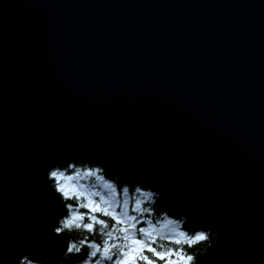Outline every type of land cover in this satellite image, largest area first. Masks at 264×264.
Segmentation results:
<instances>
[{"label":"water","instance_id":"1","mask_svg":"<svg viewBox=\"0 0 264 264\" xmlns=\"http://www.w3.org/2000/svg\"><path fill=\"white\" fill-rule=\"evenodd\" d=\"M75 161L264 264V0H0V264L67 251Z\"/></svg>","mask_w":264,"mask_h":264},{"label":"trees","instance_id":"2","mask_svg":"<svg viewBox=\"0 0 264 264\" xmlns=\"http://www.w3.org/2000/svg\"><path fill=\"white\" fill-rule=\"evenodd\" d=\"M55 172H59V174L54 177L53 173ZM77 173L86 175L85 179H91L88 184L90 189L94 187V180L96 181L99 177L109 183L112 186L114 194L119 199V201H127L129 203L131 207L129 212L133 217H135L133 221L134 224L137 225L129 227L130 231L127 229L121 231L123 225L112 219L111 215L105 216L103 215L102 211H92L89 209L85 205V197L83 195L81 197L75 196L74 194L64 196L58 187L59 184L62 183L61 178H64V176L67 175H75ZM50 178L52 180L53 186L60 193L66 204V214L60 221L57 230L61 228L62 222L64 220H73L75 218L72 216L73 212H76L77 209V218H79V214H86L83 220L84 224L92 222L90 217L95 216L97 221H105L108 224V227L103 228L98 222H92L94 229L93 232H88L83 227H70L69 229L63 230L70 234L71 239L69 241V247L72 243H77L79 245L82 240L87 241L85 246L81 248L80 252H69L68 247L67 251L57 260L32 261L26 257L21 260L20 264H115V260L120 259L119 247L125 243L123 240L124 235H130L132 234L131 232L135 231V236L137 239L145 240L144 236L139 230L141 228L147 229L149 224H160V222L164 220H172V225H176L181 231H183L184 237L182 239H176L170 236L169 233L149 235L151 240H146L145 242L151 243V246L156 248L157 251H167L168 249L177 248L183 249V255L185 257H191L188 264H193L196 257L201 255L209 245L215 242L216 231L195 228L190 222L186 221L184 217L170 210V208L158 195L150 193L146 196L144 194V192L147 190L146 188L121 182L117 177L112 175L109 170L99 165H95L93 162L75 161L64 168H53L50 171ZM84 186L87 187L85 184ZM81 204L85 206L81 207ZM135 205H137V208L133 209ZM99 206L100 208L98 209H103V203H100ZM108 209L110 212L117 210L114 207H110ZM79 222L80 221L78 220L77 223ZM109 231L112 232V238L108 241L109 245H117L116 248H109L108 253H110L109 255H112V260L105 259L101 253H98L97 257L93 258L90 255L92 249L88 247V245L97 244L102 248L104 241L108 239L107 233ZM197 236L202 238L199 240L191 239ZM152 241H155V243H152ZM176 241H179V243H176ZM143 255H147L152 258V254L149 253L146 248L143 250ZM167 257L168 256H166L164 260H160L158 257L154 258V264H166ZM169 259H174V257L169 256ZM137 260L138 264H147L146 261L141 259ZM179 262L180 261H178L176 264H179Z\"/></svg>","mask_w":264,"mask_h":264},{"label":"rangeland","instance_id":"3","mask_svg":"<svg viewBox=\"0 0 264 264\" xmlns=\"http://www.w3.org/2000/svg\"><path fill=\"white\" fill-rule=\"evenodd\" d=\"M56 174H59V172H55ZM86 175H82L80 173H77L75 175H67L62 177V183L59 184V189L63 188V195H75L81 197L82 195L85 197V205L94 211L95 209L100 208V203H103V209L105 208V201H107L109 204H111V207L116 208L117 210L111 211L114 212L115 215L120 217V223L123 225L122 229L129 230V227L136 226L137 224H134L133 220H130L129 217H133L129 214V210H131V207L127 201H119V199L115 196L112 186L104 181L102 178H97V180H94V187L89 188L88 184L91 179H85ZM87 185L86 186H84ZM102 193V194H101ZM155 194L150 190H146L144 194L147 196L149 194ZM101 197H103V200H101ZM139 204V203H138ZM102 205V204H101ZM119 208V209H118ZM137 208V205L133 207V209ZM110 212V210L108 209ZM73 217V216H72ZM75 222L79 220L77 216L73 219ZM172 220H164L160 222V224H149V227L147 228L149 230V235H160V234H167L169 233L170 236L176 238V239H182L184 237L183 231H181L176 225H172ZM130 231V230H129ZM131 233H135L131 232ZM137 239V238H136ZM139 240V239H138ZM129 243L132 244V241L129 239ZM134 248L137 250L140 249V245H133ZM102 256L109 255L110 253H103L101 252ZM139 252L130 253L128 257H125L122 261V264H129V260L133 256H138ZM169 259V256L167 257V260ZM180 261L179 264H188L189 260H178ZM176 261V263L178 262ZM136 264H138V260H136Z\"/></svg>","mask_w":264,"mask_h":264},{"label":"snow or ice","instance_id":"4","mask_svg":"<svg viewBox=\"0 0 264 264\" xmlns=\"http://www.w3.org/2000/svg\"><path fill=\"white\" fill-rule=\"evenodd\" d=\"M53 176H57L56 173H53ZM61 191H63V188L61 189ZM101 200H103V197H101ZM85 205L81 204V207H84ZM71 207V206H70ZM111 207V204H109L107 201H105V208L104 209H95L97 211H102L103 215L105 216H112V219L116 220L117 223H120V217L115 215L114 212H109L108 208ZM78 214V209L76 212H73V217L77 216ZM86 214H79V223L75 222L74 220H69L66 219L62 222V226L60 229H58V231H63L66 229H69L70 227H83L86 231L88 232H93V223L92 222H98L100 225H102L103 228H107L108 224L103 221V220H96L95 216H91L90 220L92 222L84 224L83 220ZM130 220H134L135 217H129ZM121 231H124L123 229H121ZM140 233L144 236L145 240H138L136 239L135 233H132L130 235L126 234L123 236V240L125 241V243L119 247V255H120V259H117L115 264H122V261L124 260L125 257H128L130 253H134V252H139L138 256H133L130 260H129V264H136V260L137 259H141L143 261H146L147 264H154V258L158 257L160 260H164L166 256H171L174 257V259H168L166 261V264H176V261L178 260H184V259H188L190 260L191 257L187 256L185 257L183 255V249L177 248V249H168L167 251H157L156 248L151 246V243H146V240H151V237L149 236V230L145 229V228H141ZM107 237L108 239H106L103 243V247L101 248L100 246H98L97 244H90L88 245V247H90L92 249L90 255L93 258L97 257L98 253H108L109 252V248H116L117 245L116 244H112L111 246L109 245L108 241L112 238V232L109 231L107 233ZM202 237H193L191 239H196L199 240ZM129 239H131L132 244H129L128 241ZM87 243L86 240H82L79 245L77 243H72L68 249L69 252H80L81 248L85 246V244ZM152 243H155V241H152ZM176 243H179V241H176ZM133 245H140V249L137 250L136 248L133 247ZM144 248L147 249V251L149 253L152 254V258H150L147 255H143V250ZM105 259L107 260H112V255H105L104 256Z\"/></svg>","mask_w":264,"mask_h":264},{"label":"bare ground","instance_id":"5","mask_svg":"<svg viewBox=\"0 0 264 264\" xmlns=\"http://www.w3.org/2000/svg\"><path fill=\"white\" fill-rule=\"evenodd\" d=\"M129 214L131 215V213L129 212ZM132 216V215H131Z\"/></svg>","mask_w":264,"mask_h":264}]
</instances>
